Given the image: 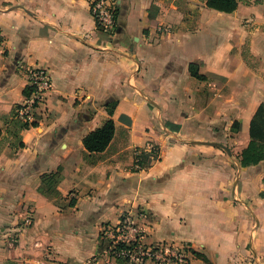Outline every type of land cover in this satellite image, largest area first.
Instances as JSON below:
<instances>
[{
    "label": "crops",
    "instance_id": "crops-1",
    "mask_svg": "<svg viewBox=\"0 0 264 264\" xmlns=\"http://www.w3.org/2000/svg\"><path fill=\"white\" fill-rule=\"evenodd\" d=\"M89 2L0 0V264H101V230L125 212L145 244L197 253L190 264H264V159L241 166L264 104V0L231 14L204 0H116L112 37ZM31 67L51 89L37 126L13 138L4 118ZM109 119L110 143L87 153L83 138ZM147 143L158 160L132 170Z\"/></svg>",
    "mask_w": 264,
    "mask_h": 264
},
{
    "label": "built area",
    "instance_id": "built-area-1",
    "mask_svg": "<svg viewBox=\"0 0 264 264\" xmlns=\"http://www.w3.org/2000/svg\"><path fill=\"white\" fill-rule=\"evenodd\" d=\"M90 14L99 31L112 37L116 28V0H90ZM170 30L161 26L157 35H169ZM3 41L0 36V55L3 53ZM26 87L30 95L20 103L21 108L16 112V119L21 122H35L37 112L43 106L47 93L51 89V78L43 68L31 67L26 69ZM147 155L146 164L141 163L140 156ZM159 151L156 145L147 143L142 150L135 151L132 170L143 171L158 160ZM138 218H145L143 213ZM145 230L137 223L130 213H123L114 226H105L101 230L103 246L100 253L92 262L101 264H190L192 255L189 247L170 243L148 245L143 242ZM118 244L128 247L126 250L117 249Z\"/></svg>",
    "mask_w": 264,
    "mask_h": 264
},
{
    "label": "trees",
    "instance_id": "trees-1",
    "mask_svg": "<svg viewBox=\"0 0 264 264\" xmlns=\"http://www.w3.org/2000/svg\"><path fill=\"white\" fill-rule=\"evenodd\" d=\"M205 6L208 9L215 10L217 12L231 14L236 9L240 2L244 0H204ZM150 15V13H149ZM191 75L195 76L197 79H202V76L197 75L192 66L189 68ZM29 87H25L22 93V98L25 100L30 95ZM21 108L20 104L15 106L11 114L4 118L5 124L7 126V133L11 136L18 137L19 132L27 130L29 128H34L37 126L36 121L31 123H24L17 120L16 112ZM233 131L239 129V125L234 123ZM114 134V123L112 120H107L100 128L90 132L82 140L83 147L85 151L89 154L101 153L103 152ZM2 137V131L0 130V139ZM249 137L250 142L247 148L241 154V166L246 167L250 165H256L264 159V104L259 105L255 114L253 115L249 124ZM18 148H22L23 144L19 143ZM141 163L146 164L147 155L142 154L140 156ZM61 180V176L58 171L51 173L42 179V186L39 187V193L43 196H48L50 194L56 193V187ZM73 204V202L71 203ZM117 249L126 250L127 246L123 244H118ZM197 256V253H192Z\"/></svg>",
    "mask_w": 264,
    "mask_h": 264
},
{
    "label": "rangeland",
    "instance_id": "rangeland-1",
    "mask_svg": "<svg viewBox=\"0 0 264 264\" xmlns=\"http://www.w3.org/2000/svg\"><path fill=\"white\" fill-rule=\"evenodd\" d=\"M248 62H249V64H250L252 67H255L256 64H255V61H254V60H251V59H250V60H248Z\"/></svg>",
    "mask_w": 264,
    "mask_h": 264
}]
</instances>
